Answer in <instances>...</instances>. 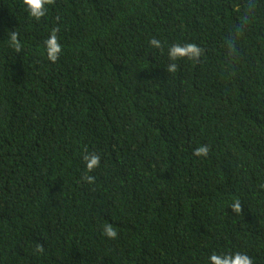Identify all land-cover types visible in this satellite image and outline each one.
Wrapping results in <instances>:
<instances>
[{
    "label": "trees",
    "instance_id": "trees-1",
    "mask_svg": "<svg viewBox=\"0 0 264 264\" xmlns=\"http://www.w3.org/2000/svg\"><path fill=\"white\" fill-rule=\"evenodd\" d=\"M241 2L55 0L36 21L0 0V264H264V0L240 57L221 55ZM177 42L205 55L168 74ZM85 149L101 157L92 184Z\"/></svg>",
    "mask_w": 264,
    "mask_h": 264
},
{
    "label": "clouds",
    "instance_id": "clouds-1",
    "mask_svg": "<svg viewBox=\"0 0 264 264\" xmlns=\"http://www.w3.org/2000/svg\"><path fill=\"white\" fill-rule=\"evenodd\" d=\"M55 0H22L28 15L34 20L39 21L47 14L48 5H53ZM258 0H242L238 9L239 15L235 23L227 31L221 43V55L225 62L231 63L237 60L241 55V42L247 31L251 28L254 18L258 11ZM59 29L54 27L51 29L48 38L44 41L45 53L48 61L55 63L62 52V46L58 39ZM20 33L15 29L8 33L7 44L15 52L20 53L22 50V43L19 38ZM148 44L151 48L163 51V43L156 37H152ZM205 55V49L194 42H177L171 44L167 49V58L169 63L165 70L168 74H175L178 70L177 61L188 60L193 63H199ZM210 148L208 145H200L193 150V155L196 157H206L209 154ZM83 161L85 163L86 173L82 177L87 183L95 182V177L88 175L94 169L100 166L101 157L95 152H88L85 149L83 154ZM264 188V184L260 186ZM232 212L235 215H241L243 212L242 203L239 198H236L230 205ZM103 234L109 239L117 238V230L111 223H105L103 227ZM35 254H41L44 251L42 244H37L35 247ZM209 264H253V260L247 254L241 252L217 254L212 253L209 257Z\"/></svg>",
    "mask_w": 264,
    "mask_h": 264
}]
</instances>
